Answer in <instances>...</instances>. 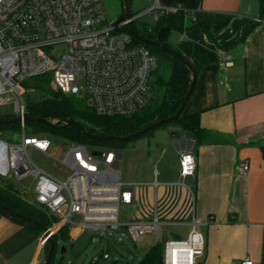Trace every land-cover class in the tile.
<instances>
[{"label": "built area", "instance_id": "obj_1", "mask_svg": "<svg viewBox=\"0 0 264 264\" xmlns=\"http://www.w3.org/2000/svg\"><path fill=\"white\" fill-rule=\"evenodd\" d=\"M178 10L182 8L155 1L141 14L108 22L99 0H0V105L12 103L13 113L7 116L19 117L16 124L21 130L18 141L11 140V130L0 136V183L34 180L33 193L25 186L15 190L50 220L39 235V246L44 247L63 229L71 235L72 228L88 231L92 241L124 228L132 241L141 243L145 234L158 232L162 223L156 212L145 219L120 220L121 206L134 204L136 197V184L121 177V151L114 147L89 150L86 144L71 141L55 156L49 139L25 131L24 81L50 72L53 90L74 96L86 93L97 115L130 116L148 103L156 62L148 48L132 44L130 23L145 13L157 20ZM60 46L64 50L52 60L51 51ZM171 145L178 158V183L183 185L187 176H195L196 141L179 134ZM31 151L56 160L64 169L58 174L49 172L32 158ZM248 169L247 160L236 165L240 175ZM118 241L124 248L121 238ZM204 249L205 236L192 218L185 238L165 240L162 264H198ZM109 257L102 249L92 262ZM236 264H252V260L246 257Z\"/></svg>", "mask_w": 264, "mask_h": 264}, {"label": "crops", "instance_id": "obj_2", "mask_svg": "<svg viewBox=\"0 0 264 264\" xmlns=\"http://www.w3.org/2000/svg\"><path fill=\"white\" fill-rule=\"evenodd\" d=\"M127 1L131 16L155 1L185 13L182 31L162 26L156 36L177 50L182 43L189 47L196 78L184 113L198 112L203 129L195 146V176H187L183 185L179 172L161 184L154 179L149 209L139 219L156 212L162 226L189 227L194 218L205 236L198 264H236L246 257L264 264V12L259 0ZM240 160L248 161L245 175L236 172ZM137 201L136 193L129 207ZM71 232L66 240L72 246L85 231ZM40 233L0 216V264H42Z\"/></svg>", "mask_w": 264, "mask_h": 264}, {"label": "rangeland", "instance_id": "obj_3", "mask_svg": "<svg viewBox=\"0 0 264 264\" xmlns=\"http://www.w3.org/2000/svg\"><path fill=\"white\" fill-rule=\"evenodd\" d=\"M100 3L106 21L120 22L123 19V3L121 0H100ZM131 12L134 14V11ZM141 13H143V11L133 16ZM152 21V16L145 13L137 19L136 24L138 26H141V23L153 24ZM177 34L175 33L174 36ZM63 50V46L54 48L50 53L52 60L57 59V56ZM154 54L156 56V62L152 67L150 75V90L147 106L154 105L160 98L161 88L157 79H166L169 75L168 66L162 65V63L159 62L160 59L158 58V54ZM156 68L157 70H155ZM49 78L51 79L50 72L37 77L28 78L24 81V99L27 105L42 99L45 95V91L39 90L37 86H39V83H43L42 86L47 89L48 85L46 81L49 80ZM79 84L82 85L83 81L79 80ZM78 97L88 98V95L83 93L78 95ZM12 113L13 105L11 102L0 105V115H10ZM10 130L13 132L11 140L18 141L21 135V130L18 127L0 129V136L4 137ZM25 131L31 135L49 139L51 142V152L55 156H58V154H60L71 142V140L59 132L47 128H40L28 122L25 123ZM181 131L182 129L173 122H167L147 133L124 141L114 147L122 153V161L119 164L122 180L124 182L136 183L135 190L138 195V201L134 206H121L119 213L121 221L139 219L140 215L145 212V210L147 211L149 209L147 204L149 202V196L151 195V197H153L154 194V179L161 184L163 179L176 178L179 172V164L171 142L175 135H179ZM84 144H86L89 150L93 148L112 147V145H97L89 142ZM31 156L40 166L51 173L58 174L64 169L63 166L52 158L39 157L33 151H31ZM7 184H10L13 188L28 187L30 193H33L34 180L31 177L25 178L21 184L4 182V185ZM141 194L143 195V199L148 195L147 199L145 197V200L140 201ZM188 230V226L177 227L173 225H161L158 232H148L145 234L143 236L144 240L141 243L132 241L126 234L124 228L113 231L110 235H106L105 238L95 236V241L91 240V234L87 231L74 242L72 246L67 240L57 237L55 253L56 257L60 260V264H110L112 261H117V264H138L150 245L163 239L185 238ZM177 232H179V235ZM118 238H121V241L125 243L124 248H120ZM63 245L67 247L65 251H61L60 249ZM102 249L109 252L110 259L102 260L99 263H93L92 258L98 255Z\"/></svg>", "mask_w": 264, "mask_h": 264}, {"label": "trees", "instance_id": "obj_4", "mask_svg": "<svg viewBox=\"0 0 264 264\" xmlns=\"http://www.w3.org/2000/svg\"><path fill=\"white\" fill-rule=\"evenodd\" d=\"M122 3L123 5H126L128 1L122 0ZM259 4L261 11L264 12V0H259ZM128 16H131L130 12L128 13ZM136 21L137 20L131 22L130 26L143 38L155 39L167 44L166 42H163L157 38L156 34L158 29L162 26H168L174 30L182 31L184 28L185 13L183 10H178L175 13H167L155 20L153 24L141 23V26H138ZM132 44L143 45L152 53H157L158 58L160 59L159 62L162 63V65L168 66L169 68V75L166 79H157V82L161 88V92L160 98L154 105H146L143 109L130 116H100L95 113L87 97L80 98L78 96L66 95L60 91L53 90L51 87H49V78V80H45L49 88L47 87V89H45L42 86L43 83L38 84V89L42 90L43 92L45 91V95L42 97V99L27 105V115L46 119L47 122H51L52 120H57L59 122L55 127L49 126L48 124L40 121L27 122L37 125L40 128H47L54 130L55 132H59L71 141L80 143L89 142L97 145H112V147H115L124 141L111 139H91L86 137L75 126L61 127L60 121L66 118L77 121L82 124L85 130L90 134L125 136L152 124L156 120L167 118L173 115L179 108L187 90L189 89L191 83V71L180 60L159 47L153 46L146 42L138 41L135 38L132 39ZM175 50L188 60L187 54L189 53V47L185 43L181 44L180 50ZM155 70H157V68ZM6 117L9 118L10 116L0 115V118ZM170 122H173L179 126L182 131L191 135L197 142L199 140L200 134L203 133V129L200 127L199 123L198 112L186 114L184 113L183 109L180 114ZM17 125L18 124L16 123L0 124V129L16 128ZM0 203L9 207L15 212H19L37 219L38 222L45 226L50 224V220L45 212L20 198L16 190L13 189L10 184L3 185L0 183ZM0 216H7L14 221L26 224L34 228L37 232L42 231V227L39 224L22 219L21 217L16 216L14 213H8L1 206ZM57 237H61L62 239L66 240V230L63 229L58 235L54 237L55 248L53 250V256L49 264H56L58 261H60L56 257L55 253ZM164 242L165 239L150 245L144 252L138 264H158L159 258L162 256ZM43 249L44 253L46 254L48 250V244H46Z\"/></svg>", "mask_w": 264, "mask_h": 264}, {"label": "water", "instance_id": "obj_5", "mask_svg": "<svg viewBox=\"0 0 264 264\" xmlns=\"http://www.w3.org/2000/svg\"><path fill=\"white\" fill-rule=\"evenodd\" d=\"M128 10H129L128 4L127 5H123V19H127L128 18ZM129 32L136 40L141 41V42H146V43L151 44L153 46L159 47L162 50L166 51L167 53L171 54L172 56L176 57L178 60H180L191 71V83H190L189 89L187 90V92H186V94L184 96V99L182 100L179 108L176 110V112L173 115H171V116H169L167 118H162V119L156 120L152 124H150L148 126H145L142 129L137 130V131H135V132H133L131 134L125 135V136L90 134V133H88L85 130V128L82 126V124H80L77 121L68 119V118L63 119V120L60 121V126L61 127L75 126L86 137H89L91 139H97V140H99V139H111V140L127 141V140H130V139L136 138V137L140 136L141 134L146 133V132H148V131H150V130H152V129H154V128H156V127H158V126H160V125H162L164 123H167V122H170V121L174 120L180 114V112L184 109V107L186 105V102H187V100L189 99V97H190V95L192 93V90H193V87H194V83H195V78H196V72H195L194 68L192 67V65L190 64V62L182 54H180L174 48H172L171 46H169L167 44H164V43H162L160 41H157L155 39L143 38L132 27L129 28ZM52 87H53V85H52ZM24 120L25 121H40V122L48 124L49 126H53V127L57 126V124L51 123V122H47L46 119H43V118H40V117H33V116L26 115L24 117ZM19 121H20L19 117L0 118V124H10V123H16V122H19ZM95 154H98V152H95ZM0 206L2 208H4L8 213H14L16 216L21 217L22 219H25L27 221H31V222H33L35 224H39L42 227V230L46 229V226L43 225L42 223L38 222L37 219H35V218L31 217V216H28V215L21 214L19 212H15V211L11 210L9 207L4 206L2 203H0ZM47 244H48V250H47V252L45 254V257H44V260H43L42 264H49L51 259H52L53 250L55 248V239H54V237L49 238ZM120 248H123V243L120 244ZM61 251H64V247H61ZM110 264H116V261H112ZM158 264H162V257L159 258Z\"/></svg>", "mask_w": 264, "mask_h": 264}]
</instances>
